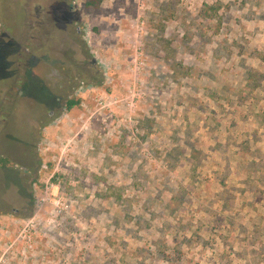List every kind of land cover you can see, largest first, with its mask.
Masks as SVG:
<instances>
[{
  "label": "rangeland",
  "instance_id": "374dc122",
  "mask_svg": "<svg viewBox=\"0 0 264 264\" xmlns=\"http://www.w3.org/2000/svg\"><path fill=\"white\" fill-rule=\"evenodd\" d=\"M84 3L0 0V264H264V0Z\"/></svg>",
  "mask_w": 264,
  "mask_h": 264
},
{
  "label": "flooded vegetation",
  "instance_id": "af4514ba",
  "mask_svg": "<svg viewBox=\"0 0 264 264\" xmlns=\"http://www.w3.org/2000/svg\"><path fill=\"white\" fill-rule=\"evenodd\" d=\"M0 168L3 171L7 186H9L10 184H14L15 186H17L20 192L24 193L26 191V189L21 185V180L31 172L29 167L21 166L20 169H18V165L16 166V168H14L13 166L9 165L3 166L0 163Z\"/></svg>",
  "mask_w": 264,
  "mask_h": 264
},
{
  "label": "trees",
  "instance_id": "16d2710c",
  "mask_svg": "<svg viewBox=\"0 0 264 264\" xmlns=\"http://www.w3.org/2000/svg\"><path fill=\"white\" fill-rule=\"evenodd\" d=\"M104 1L105 0H85L84 7L86 9H91V8L97 9L102 5ZM80 104H81V100L79 99H75V98L69 99L66 102V109L71 110L73 107L79 106ZM0 163L3 166H7L9 164V161L5 158H0Z\"/></svg>",
  "mask_w": 264,
  "mask_h": 264
}]
</instances>
